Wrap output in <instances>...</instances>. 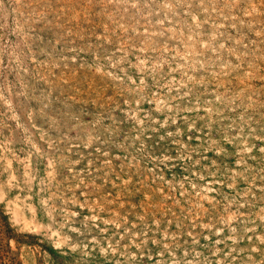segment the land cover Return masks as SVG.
I'll return each instance as SVG.
<instances>
[{"label": "rangeland", "instance_id": "1", "mask_svg": "<svg viewBox=\"0 0 264 264\" xmlns=\"http://www.w3.org/2000/svg\"><path fill=\"white\" fill-rule=\"evenodd\" d=\"M2 257L264 264V0H0Z\"/></svg>", "mask_w": 264, "mask_h": 264}, {"label": "trees", "instance_id": "2", "mask_svg": "<svg viewBox=\"0 0 264 264\" xmlns=\"http://www.w3.org/2000/svg\"><path fill=\"white\" fill-rule=\"evenodd\" d=\"M3 260H4V257L0 258V262H1L0 264H17L14 262V259H11V260L6 261V262H3Z\"/></svg>", "mask_w": 264, "mask_h": 264}]
</instances>
